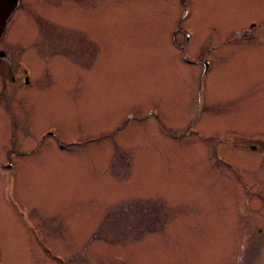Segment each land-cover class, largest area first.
I'll return each instance as SVG.
<instances>
[{
  "label": "rangeland",
  "instance_id": "1",
  "mask_svg": "<svg viewBox=\"0 0 264 264\" xmlns=\"http://www.w3.org/2000/svg\"><path fill=\"white\" fill-rule=\"evenodd\" d=\"M27 1L9 42L33 81L25 113L17 88L7 100L25 131L0 148V264H264V165L247 149L264 102L244 111L264 67L228 57L264 0ZM45 30L62 33L46 45L59 60Z\"/></svg>",
  "mask_w": 264,
  "mask_h": 264
},
{
  "label": "flooded vegetation",
  "instance_id": "2",
  "mask_svg": "<svg viewBox=\"0 0 264 264\" xmlns=\"http://www.w3.org/2000/svg\"><path fill=\"white\" fill-rule=\"evenodd\" d=\"M15 1V8L13 9V11L8 15L6 22H5V27H4V31L0 37V120L6 119L10 125V127L7 130H2L0 131V139L5 140L4 142H1L3 144L0 145V148H4V150H12V149H17L18 151H20L21 149H18L17 147L19 146V141H18V132H17V127H15L14 125L17 123L18 124V128H19V133L23 131H25L23 129V125H22V120L21 118L18 119V116H13L14 121L10 118V116L12 114H14V110L15 109H11L10 106H8V102L7 100H10L11 98V92H10V87L12 88H17V90H15V94H14V98L19 101V108H22L23 110H19L23 113H25V109L27 107V97L25 96L26 92L23 91V89H27L30 87V85L32 84L33 81V71L31 72L30 68L28 67L29 62L20 59V55L19 53L22 54L23 50L21 49V51L18 50H13L14 46L9 42L12 36V27L15 23V21L18 19V14H25L26 9L25 5H28L27 0H14ZM32 3V2H31ZM63 4V3H62ZM24 9V10H23ZM59 9V8H58ZM72 9V8H71ZM59 11V10H56ZM55 11L54 15H49L46 16L45 14H43L44 16L51 18V28L53 29V27L60 26V21H59V14H57ZM66 11V10H65ZM37 14L35 15L36 18H41L43 16H41V13H39V10L36 9ZM102 11H100L101 13ZM251 19V20H250ZM84 22H86V20H84ZM64 22H62L63 24ZM242 27H244V30H240V34L243 36L238 37L239 39H241L243 41V43L248 45V48L245 47V49H242L244 46L240 47V48H233L232 52L229 53L228 57H239V58H247L248 61H251L253 63L256 62V59H258L259 65L262 67H264V23H259L256 19L254 18H247L244 20ZM241 27V28H242ZM30 28H31V24H30ZM239 28V29H241ZM73 33H78L77 31H70ZM86 32V31H85ZM237 32H234L233 34H236ZM90 35L87 36L83 33H80L81 36H85L86 38H88L90 40V42H92V37H96V34L94 36H91V33H89ZM41 42L39 43V47L42 48H49L52 51V54L50 56L54 57L56 60L61 57H57L56 54H58V52H56L55 50H58V45H59V41L58 40H54L53 41V45L50 47H47V44H50V41L48 40V38H60L62 36V33H58V31H53V30H45L41 33ZM32 38V37H31ZM89 42V44H90ZM83 45H77L78 50H80V48ZM233 47V46H232ZM12 49V51H11ZM84 54L85 51L81 50ZM18 52V53H17ZM17 54V55H16ZM46 56V55H44ZM56 60L54 63V68L52 67H47L46 68V73L49 74V71H51L52 74L56 73V69H57V64H56ZM202 65L204 66V73L207 72V70L209 69V64L208 63H202ZM245 66V63L242 65ZM238 74L241 75V72L238 71ZM86 78H83V81H85ZM260 87H262L261 92H260V101H258L256 103H252L246 96V104L248 105V110H244L246 112H248L250 109H254V108H259L260 106V102H264V85L261 84ZM239 97H241L239 95ZM251 97V96H250ZM253 98V97H251ZM255 99V98H253ZM244 107V105H243ZM18 111V110H17ZM10 114V116H9ZM15 115V114H14ZM21 120V121H18ZM14 124V125H13ZM22 126V129H20ZM23 130V131H22ZM16 131V133H15ZM11 135V136H10ZM12 138V139H11ZM43 138V135L41 136L40 139ZM12 146L14 148H12ZM247 149L255 156V158L257 160H260L262 163V166L264 165V139H260V141L256 138H253V140H248V144H247ZM9 161V163L11 162V159H7L5 158L4 161L6 162ZM7 163V162H6ZM230 167V166H229ZM231 168V167H230ZM251 185L254 186H258L256 185L252 180H250V185H246L245 190L247 189L248 192L247 194H249V192H252L251 190ZM261 185L260 187L257 188L256 191H253L254 193L252 194L251 197L253 198H260V199H264V184H259ZM246 190V191H247ZM251 190V191H250ZM251 244H248V247H250ZM248 253V252H246ZM247 255V254H246Z\"/></svg>",
  "mask_w": 264,
  "mask_h": 264
},
{
  "label": "water",
  "instance_id": "3",
  "mask_svg": "<svg viewBox=\"0 0 264 264\" xmlns=\"http://www.w3.org/2000/svg\"><path fill=\"white\" fill-rule=\"evenodd\" d=\"M15 6L14 0H0V37L4 31L6 19Z\"/></svg>",
  "mask_w": 264,
  "mask_h": 264
}]
</instances>
